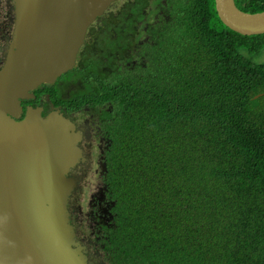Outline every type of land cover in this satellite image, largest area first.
<instances>
[{
	"label": "trees",
	"instance_id": "obj_1",
	"mask_svg": "<svg viewBox=\"0 0 264 264\" xmlns=\"http://www.w3.org/2000/svg\"><path fill=\"white\" fill-rule=\"evenodd\" d=\"M176 3L168 61L135 64L107 86L123 206L111 262L264 264V32L231 30L213 0Z\"/></svg>",
	"mask_w": 264,
	"mask_h": 264
},
{
	"label": "water",
	"instance_id": "obj_2",
	"mask_svg": "<svg viewBox=\"0 0 264 264\" xmlns=\"http://www.w3.org/2000/svg\"><path fill=\"white\" fill-rule=\"evenodd\" d=\"M13 26L0 59V264H86L67 201L79 133L57 110L22 105L38 84L70 69L89 23L114 0H10ZM220 21L264 32V10L213 0Z\"/></svg>",
	"mask_w": 264,
	"mask_h": 264
},
{
	"label": "flooded vegetation",
	"instance_id": "obj_3",
	"mask_svg": "<svg viewBox=\"0 0 264 264\" xmlns=\"http://www.w3.org/2000/svg\"><path fill=\"white\" fill-rule=\"evenodd\" d=\"M0 59L13 26L10 0H0ZM124 12V13H123ZM176 0H114L87 26L73 66L52 82L38 84L32 98L22 100L42 107V114L59 111L79 133L80 160L66 173L74 180L67 208L74 239L86 264H112L106 247L122 206L117 188L111 187L114 161L112 96L108 83L119 73L168 61L167 51L176 45Z\"/></svg>",
	"mask_w": 264,
	"mask_h": 264
},
{
	"label": "clouds",
	"instance_id": "obj_4",
	"mask_svg": "<svg viewBox=\"0 0 264 264\" xmlns=\"http://www.w3.org/2000/svg\"><path fill=\"white\" fill-rule=\"evenodd\" d=\"M118 206H122V205L118 203ZM122 207H123V206H122Z\"/></svg>",
	"mask_w": 264,
	"mask_h": 264
}]
</instances>
